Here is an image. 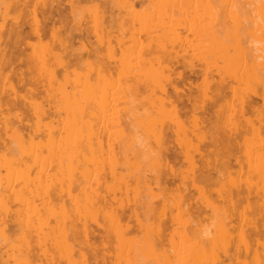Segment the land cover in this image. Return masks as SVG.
I'll list each match as a JSON object with an SVG mask.
<instances>
[{
    "label": "rangeland",
    "instance_id": "rangeland-1",
    "mask_svg": "<svg viewBox=\"0 0 264 264\" xmlns=\"http://www.w3.org/2000/svg\"><path fill=\"white\" fill-rule=\"evenodd\" d=\"M261 152L264 0H0V264H264Z\"/></svg>",
    "mask_w": 264,
    "mask_h": 264
},
{
    "label": "bare ground",
    "instance_id": "bare-ground-1",
    "mask_svg": "<svg viewBox=\"0 0 264 264\" xmlns=\"http://www.w3.org/2000/svg\"><path fill=\"white\" fill-rule=\"evenodd\" d=\"M232 35V34H231ZM4 36V35H3ZM6 36V35H5ZM165 44H161V43H159L155 48H153V50L154 49H160V50H166V48H165V46H164ZM161 52V51H160ZM174 52H176L177 53V51H174ZM151 53V52H150ZM149 53V54H150ZM172 53L173 52H170V56L172 55ZM174 54V57L176 58V57H181L180 55H182V54H180L179 55V53H177V55H175V53H173ZM173 56V55H172ZM172 59H173V57H172ZM11 61V60H10ZM143 62V61H142ZM9 63V62H8ZM36 66H38V65H36ZM194 68V67H193ZM193 68H192V70H193ZM191 70V71H192ZM193 73H197V71H195L194 72V70L192 71ZM193 75V74H192ZM58 76V75H57ZM232 85V84H231ZM231 85H230V83H225V82H222V84H220V86H219V89H218V92H219V94L221 95H219L218 94V92H217V96L218 97H221L222 98V96L223 95H226V93H228V91L229 90H231L232 91V88H231ZM86 93V92H85ZM84 94V93H83ZM99 93H97V96H99L98 95ZM107 94V93H106ZM168 95V94H167ZM103 97V96H102ZM107 97H108V95H107ZM107 100V99H106ZM244 100V99H243ZM111 101V100H110ZM261 101V100H260ZM214 102V101H213ZM262 102V101H261ZM66 104V103H65ZM79 104V103H78ZM95 104H97V103H95ZM112 106V105H111ZM107 107V106H106ZM105 107V108H106ZM206 107V106H205ZM211 107V106H210ZM213 107V106H212ZM253 107H254V105H253V100L252 99H245V101H242V106H241V108H240V114H242V115H244L248 110L247 109H253ZM175 109V108H174ZM177 109V108H176ZM203 109V112H204V108H202ZM201 109V110H202ZM109 110H111V109H109ZM177 110H179V109H177ZM209 111H210V108L208 109ZM63 111V110H62ZM65 112V111H64ZM205 112H207V111H205ZM204 112V113H205ZM208 113V112H207ZM105 114H106V112H105ZM52 115V114H51ZM107 115V114H106ZM228 115V114H227ZM79 117H80V114L78 115ZM108 116V115H107ZM78 117V118H79ZM91 117H93V115L91 116ZM100 117H102V116H100ZM230 117V116H229ZM229 117L227 116V118L226 119H228L229 120ZM231 118H232V116H231ZM80 119V118H79ZM101 120H102V118H101ZM226 122V121H225ZM228 122H230V121H228ZM101 123V122H100ZM227 123V122H226ZM224 124V129L228 126L227 124ZM65 124V123H64ZM80 125V124H79ZM78 125V126H79ZM90 125V124H89ZM92 125V124H91ZM90 125V126H91ZM101 125V124H100ZM106 125V124H105ZM232 125H233V127H232V129L230 128V129H228L229 128V126L227 127V130L225 129V133H224V140H227V142H229L230 144L232 143V141H237L238 140V142L240 141L238 138H240L241 137V134H243L244 132L246 133L247 132V130H245L242 126H240L237 122H233L232 123ZM103 127V126H102ZM106 127V126H105ZM109 129V128H108ZM69 130V129H68ZM67 130V132H69ZM88 131H90V129L88 130ZM105 131V130H104ZM65 132V134H67L66 133V130L64 131ZM73 132V131H72ZM228 132V133H227ZM244 133V134H245ZM60 134H61V132H60ZM72 134V133H71ZM77 134V133H76ZM81 135V134H80ZM80 135H77L78 137H81ZM61 136V135H60ZM59 136V137H60ZM67 136V135H66ZM66 136H65V139H67L66 138ZM71 136V135H70ZM69 136V137H70ZM73 136V135H72ZM95 136V135H94ZM98 136V135H97ZM240 136V137H239ZM243 136V135H242ZM222 137V138H223ZM97 138V137H96ZM107 139H108V137H107ZM241 139V138H240ZM73 140V139H72ZM72 140H70V141H72ZM95 141V140H94ZM67 142V141H66ZM238 142H236V143H238ZM57 143H58V141H57ZM64 143V142H63ZM62 143V144H63ZM74 143V140H73V142L72 143H70L71 145ZM56 144V143H55ZM69 144V145H70ZM101 144V143H100ZM107 144H109V143H107ZM57 145V144H56ZM70 145V146H71ZM64 146V145H63ZM110 147V146H109ZM72 148V147H71ZM75 148V147H74ZM97 148H99V146L97 147ZM65 148H62L61 150L63 151ZM69 150V149H68ZM110 152H111V150H110ZM263 152V151H262ZM261 152V153H262ZM108 153V152H107ZM263 155H264V153H262ZM262 154H261V156H262ZM41 155V154H40ZM72 155V154H71ZM39 157V156H38ZM58 159V158H57ZM51 160V159H50ZM59 160V159H58ZM58 160H57V162H58ZM107 160H108V158H107ZM106 160V161H107ZM240 159H238L237 160V162L239 161ZM45 161V160H44ZM49 161V160H48ZM107 162H109V161H107ZM57 165H58V163H56ZM239 164H240V162H239ZM50 165V164H49ZM96 165V164H95ZM51 167V166H50ZM40 169V168H39ZM42 170V169H41ZM49 170V169H48ZM37 171H39L40 172V170H37ZM38 172V173H39ZM43 172V171H42ZM40 174V173H39ZM92 174V173H91ZM95 174V173H94ZM93 174V175H94ZM51 175V174H50ZM50 177V176H49ZM37 178V177H36ZM35 178V179H36ZM47 178V177H46ZM45 178V179H46ZM49 179V178H48ZM34 181V180H33ZM83 181V180H82ZM110 189V188H109ZM261 189V188H260ZM241 190V189H240ZM244 190V189H243ZM258 190V189H257ZM235 191V190H234ZM251 191V190H250ZM254 191V190H253ZM258 191H260V190H258ZM83 192V191H82ZM238 192V191H237ZM241 193V192H240ZM251 193H252V191H251ZM250 193V194H251ZM86 194V193H85ZM235 194V193H234ZM249 194V195H250ZM88 195V194H87ZM21 197V196H20ZM254 199V198H253ZM256 199V198H255ZM21 200H22V198H21ZM85 200V199H84ZM14 201V200H13ZM23 201V200H22ZM32 202V201H31ZM88 203V202H87ZM21 204H23V203H21ZM25 205V204H24ZM75 205V204H74ZM255 206V205H254ZM76 207V206H75ZM82 208H83V206H82ZM254 208V207H253ZM74 209V208H73ZM76 210V209H75ZM255 210H256V207H255ZM60 217V216H59ZM35 221H37V220H35ZM109 224V223H108ZM255 224H258V223H255ZM38 226H39V224H37ZM115 225V224H114ZM113 225V226H114ZM256 227V226H255ZM259 227V226H258ZM264 227V226H263ZM116 228V227H115ZM55 229V228H54ZM113 229H114V227H113ZM113 231V230H112ZM114 234V233H113ZM110 237V236H109ZM61 242V241H60ZM63 243H64V241H62ZM63 243H61L62 245H63ZM65 245V244H64ZM19 247V246H18ZM60 247V246H59ZM61 248V247H60ZM63 248V247H62ZM65 248V247H64ZM229 250V249H228ZM10 252V251H9ZM228 255V254H227ZM231 255V254H230ZM229 256V255H228ZM195 258V257H194ZM189 261H191V259L189 260ZM186 263H188V262H186ZM188 264H191V263H188Z\"/></svg>",
    "mask_w": 264,
    "mask_h": 264
}]
</instances>
